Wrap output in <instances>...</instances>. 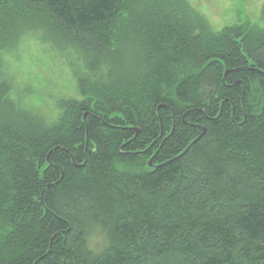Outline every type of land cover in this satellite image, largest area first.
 <instances>
[{"label": "trees", "instance_id": "obj_1", "mask_svg": "<svg viewBox=\"0 0 264 264\" xmlns=\"http://www.w3.org/2000/svg\"><path fill=\"white\" fill-rule=\"evenodd\" d=\"M25 34L70 57L54 119L3 63ZM0 264H264V25L0 0Z\"/></svg>", "mask_w": 264, "mask_h": 264}, {"label": "rangeland", "instance_id": "obj_2", "mask_svg": "<svg viewBox=\"0 0 264 264\" xmlns=\"http://www.w3.org/2000/svg\"><path fill=\"white\" fill-rule=\"evenodd\" d=\"M207 20L212 30L231 24L264 25V0H187ZM21 102L43 116H59L61 98H79L74 71L64 54L57 53L37 36L23 35L2 55Z\"/></svg>", "mask_w": 264, "mask_h": 264}]
</instances>
